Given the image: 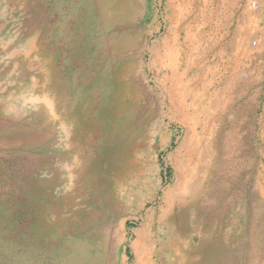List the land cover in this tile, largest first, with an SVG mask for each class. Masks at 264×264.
Returning a JSON list of instances; mask_svg holds the SVG:
<instances>
[{
  "label": "rangeland",
  "instance_id": "obj_1",
  "mask_svg": "<svg viewBox=\"0 0 264 264\" xmlns=\"http://www.w3.org/2000/svg\"><path fill=\"white\" fill-rule=\"evenodd\" d=\"M0 264H264V0H0Z\"/></svg>",
  "mask_w": 264,
  "mask_h": 264
},
{
  "label": "bare ground",
  "instance_id": "obj_2",
  "mask_svg": "<svg viewBox=\"0 0 264 264\" xmlns=\"http://www.w3.org/2000/svg\"><path fill=\"white\" fill-rule=\"evenodd\" d=\"M187 4V3H186ZM178 7V6H177ZM178 9H180V8H178ZM186 9V8H185ZM183 11H185V10H183ZM182 12V11H181ZM177 13V12H176ZM180 13V12H179ZM187 13V12H186ZM227 13V12H226ZM186 16V15H185ZM194 34V33H193ZM194 36V35H193ZM192 36V37H193ZM238 43V42H237ZM169 44V43H168ZM173 46V45H172ZM174 47V46H173ZM171 48V47H170ZM235 58V57H234ZM176 59V58H175ZM176 63V62H175ZM202 86V85H201ZM174 88H175V85H174ZM179 88V87H178ZM177 89V88H176ZM175 89V90H176ZM177 95V94H176ZM177 98V97H176ZM175 99V98H174ZM48 100V99H47ZM178 101V100H177ZM185 103V102H184ZM183 107V106H182ZM184 112V111H183ZM184 116H185V113H184ZM183 116V117H184ZM186 117V116H185ZM206 117V116H205ZM187 122V121H186ZM201 123V122H200ZM208 124V123H207ZM200 125V124H199ZM213 125V124H212ZM186 127V126H185ZM184 127V128H185ZM186 129V128H185ZM208 129V128H207ZM210 129V128H209ZM211 130V129H210ZM214 130V129H213ZM195 131V130H194ZM185 132V131H184ZM192 132V131H191ZM206 132V131H205ZM207 132H209L208 130H207ZM194 133V132H193ZM188 134V133H187ZM192 134V133H191ZM199 134V133H198ZM205 135V134H204ZM203 135V136H204ZM183 136V135H182ZM189 135H187V137H188ZM202 136V135H201ZM186 137V136H185ZM194 137V136H193ZM206 137V136H205ZM184 139V138H183ZM186 141V140H185ZM208 141V140H207ZM170 142V141H169ZM205 145V144H204ZM210 146V145H209ZM179 147V146H178ZM194 147V146H193ZM197 147V146H196ZM206 147V146H205ZM187 148H188V146H187ZM201 148H203V147H201ZM181 149V148H180ZM196 149V148H195ZM207 149V148H206ZM193 150V149H192ZM203 150V149H202ZM201 150V151H202ZM183 151V150H182ZM200 151V150H199ZM204 151V150H203ZM191 153V152H190ZM195 153H197V152H195ZM192 154V153H191ZM200 154V153H199ZM194 155V154H193ZM183 156V155H182ZM186 156V155H185ZM206 158H209V157H206ZM191 161V160H190ZM187 162V161H186ZM180 163V162H179ZM177 164V163H176ZM182 164V163H181ZM184 164V163H183ZM187 164V163H186ZM190 164V163H189ZM199 164V163H198ZM203 164H205V163H203ZM185 166V165H184ZM195 166V165H194ZM205 166H206V164H205ZM208 166V165H207ZM180 167V166H179ZM186 167V166H185ZM188 167V166H187ZM177 168V167H176ZM199 168V167H198ZM203 169V168H202ZM207 170V169H206ZM190 171V170H189ZM207 172H208V170H207ZM190 173V172H189ZM205 174V173H204ZM203 174V175H204ZM200 175V174H199ZM183 176V175H182ZM194 177H195V175H194ZM201 177H204V176H201ZM200 177V178H201ZM180 178V177H179ZM182 178H184V177H182ZM196 178V177H195ZM199 178V177H198ZM206 179V178H205ZM180 181V180H179ZM194 182V181H193ZM200 182V181H199ZM176 184H177V182H176ZM175 184V185H176ZM179 184V183H178ZM200 185V184H199ZM203 185V184H202ZM178 186V185H177ZM199 188H200V186H199ZM174 189V188H173ZM203 189V188H202ZM197 190V189H196ZM181 193V192H180ZM168 195V194H167ZM178 195H179V193H178ZM188 195V194H187ZM169 196V195H168ZM184 196V195H183ZM169 198H170V196H169ZM172 199V198H171ZM173 200V199H172ZM188 200V199H187ZM170 203V202H169ZM144 235V234H143ZM147 235V234H146ZM145 238V237H144ZM147 240V239H146ZM138 244V243H137ZM137 247V246H136ZM145 248V247H144ZM146 252V251H145ZM145 254V253H144Z\"/></svg>",
  "mask_w": 264,
  "mask_h": 264
},
{
  "label": "built area",
  "instance_id": "obj_3",
  "mask_svg": "<svg viewBox=\"0 0 264 264\" xmlns=\"http://www.w3.org/2000/svg\"><path fill=\"white\" fill-rule=\"evenodd\" d=\"M250 5L253 8H257L258 6V0H250ZM256 44V42H254V45Z\"/></svg>",
  "mask_w": 264,
  "mask_h": 264
}]
</instances>
